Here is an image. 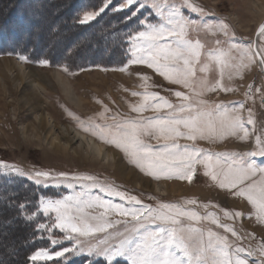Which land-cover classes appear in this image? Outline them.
I'll list each match as a JSON object with an SVG mask.
<instances>
[{
  "label": "rangeland",
  "instance_id": "rangeland-1",
  "mask_svg": "<svg viewBox=\"0 0 264 264\" xmlns=\"http://www.w3.org/2000/svg\"><path fill=\"white\" fill-rule=\"evenodd\" d=\"M19 1L21 2L11 5L9 3L11 1L0 0V27L4 25V29L2 28L4 32L0 34V162L14 166L26 174L50 171L69 175H91L103 184H110L130 196H135L142 204L152 208L162 204H176L197 212L201 217L212 213L219 224L212 223V218L192 221L186 217H181V223L197 227L205 234L209 230L217 233L218 236L226 238L233 252L236 247L245 249L238 255L245 259L247 264H262L264 256L260 255L259 249L264 245V218L258 215L257 209L246 198L234 196L228 189H221L217 182L206 176L204 173L208 169L203 163L195 166L192 182L177 178L155 179L130 163L122 151L93 134V127L95 124L113 125L114 117L140 119L167 116L171 110L166 108L160 109L159 112L147 108L137 113L132 111L131 106L142 103L144 94L157 93L175 107L183 102L174 95L180 91L191 96L193 102L201 99L206 101L207 106L221 104L232 109L239 108L242 104L244 107L239 109V115L245 121L249 137L241 139L242 132L237 134L224 132L216 135L206 134L204 138H197L195 141L179 137L177 139L179 144L195 145L213 153L214 158L216 153H234L240 156L255 150L256 137L264 138V76L252 50V39L257 26L264 20V0H188V3L197 6L198 12L180 7L181 15L194 22L188 26L186 38L193 42L199 41L202 45L200 63L196 71L197 79H207L210 84H215L219 80L225 88L231 89L206 90L199 96L193 95V90L189 88L166 80L147 65L128 62L127 35L134 30H143V26L137 22L138 19H145L148 23H164L171 7L181 6L184 0H145L148 4L159 5L163 16L158 17L156 10L148 7L140 9L137 17L130 21L124 19L128 14L127 10L124 12L112 10L121 3V0H112L109 8L100 13L95 20L84 24L92 27L99 19L98 24H101V27L89 28L83 35H78L73 30L81 24L79 20L85 11L99 10L102 0L76 2L62 0L58 6H55L54 2L52 6L46 5L43 0ZM107 19L110 21H106ZM257 49L261 57H264V36H258ZM221 53L224 54L221 56L222 63L217 65L215 57ZM21 56L27 59L22 60ZM55 58L60 59L53 63L52 60ZM42 59H47L48 64L41 65L39 61ZM3 60L10 61L4 63ZM225 62L228 66H225ZM13 63L44 72L49 80L43 83L47 88L45 94L39 90L37 92L40 97L39 105L48 104V108L44 107L43 111L51 116V119H46L42 125L36 122L37 116L32 103L25 102V99L33 100L32 89L25 82L12 81L9 76L6 77L7 68H11L12 74H15ZM200 68H206V71L201 72ZM51 71L59 72L61 77L69 82L71 90L79 98L78 103L65 96L51 76ZM248 110H251L254 121L251 125L246 123ZM52 122L55 123L53 129L50 127ZM59 124L72 125L93 137L114 154L117 168L112 163L85 159L88 156L82 152H79L82 157L73 153L77 144H71L63 137L58 128L61 126ZM143 139L145 143L157 145V141L151 136H145ZM247 159L254 162L257 167L264 166V157ZM8 173V169H0L1 186L3 182L4 192L15 194L14 198L17 201L21 200L24 205L32 202L37 207L41 194L59 198L69 192L63 187H38L27 179V176ZM132 173L136 178L132 176L129 178ZM14 180L21 183L14 186L11 183ZM155 183L164 189L159 191ZM27 187L36 190L34 195L31 196V192L26 191ZM93 193L101 195L106 200L112 199L114 203H123L118 198L104 196L98 190L94 189ZM188 200H194L196 203L187 204ZM87 211L92 215H99L103 209ZM225 211L231 215L225 216ZM36 212L40 222L54 221V217L52 221H46L38 212V207ZM236 212H240L241 215L235 216ZM2 214L3 211H0V264L8 262L11 264L20 259L15 252H18V240L24 230L7 228L6 225L12 223L13 219L1 218ZM106 218L113 227L106 233H98L94 237H80L84 245L97 244L99 239L124 232L135 223L131 217L120 216L114 212L107 213ZM224 224L234 229L236 235L225 231L222 227ZM54 232V238L63 241L62 245L55 247V251L62 250V247L71 248L75 243L64 240V234L59 230ZM43 235L48 238L47 233ZM117 242L116 238L109 241L113 245ZM48 245H50L48 248H52L51 242ZM39 249L42 248L35 249L29 257ZM249 251L254 254L248 255ZM70 255L72 254H65L68 257ZM29 257V264L46 263L43 260L34 262ZM77 257L87 259L85 262L83 259L74 260L76 262L82 260V264H88L89 261L107 264L102 257L95 255L88 256L83 253ZM60 259L62 258H57ZM113 264L128 262L118 257Z\"/></svg>",
  "mask_w": 264,
  "mask_h": 264
},
{
  "label": "snow or ice",
  "instance_id": "snow-or-ice-1",
  "mask_svg": "<svg viewBox=\"0 0 264 264\" xmlns=\"http://www.w3.org/2000/svg\"><path fill=\"white\" fill-rule=\"evenodd\" d=\"M111 3L112 0H102L99 10L85 11L79 23L86 24L95 20ZM136 5L138 7H134ZM148 7L155 9L158 17L163 16L159 5L148 4L145 0H121V3L112 10L115 12L127 10L128 14L124 19L130 21L137 17L140 9ZM180 7H186L191 12L199 11L197 6L184 0L181 6L171 7L164 23H148L145 19H138L137 22L143 26V30H134L127 35L128 62L147 65L166 80L193 90L195 96L206 90L230 91L231 89L225 88L219 80L215 84H210L207 79H197L196 71L200 63L202 45L199 41L193 42L186 38L187 28L194 22L181 15ZM259 35L264 36V25H261ZM223 55L221 53L215 57L217 65L222 63ZM20 59L27 58L21 56ZM261 59L264 61V57ZM39 63L47 65L48 61L42 59ZM225 66H228L226 62ZM199 70L204 72L206 68ZM174 95L183 101L175 107L157 93H146L142 103L131 106L132 111L137 113L147 108L157 112L166 108L171 110L167 116L140 119L114 117L113 125L95 124L93 134L122 151L130 163L155 179L177 178L192 182L195 166L203 163L208 169L204 173L206 176L217 182L221 189H228L232 195L246 198L257 209L258 215L264 218V166L257 167L254 162L247 159L264 157V138L256 137V148L253 151L240 156L234 153H216L215 158L213 153L205 149L177 142L179 137L195 141L197 138H204L206 134L216 135L224 132L231 134L242 132L241 139H247L249 130L239 115V109L244 106L241 104L239 108L232 109L221 104L207 106L206 101L201 99L193 102L192 97L183 92L177 91ZM246 123L248 125L254 123L251 110H248ZM145 136H151L157 141V145L145 143L143 139ZM0 169H8L9 175L27 176V179L38 187H63L69 190L68 194L59 198L43 194L39 197L38 212L46 221H52L53 217L54 221L38 223L35 231L41 234V238L47 233L52 248L37 250L29 257L34 262L56 260L58 264L57 258H64L66 253L77 256L86 253L88 256L102 257L107 264H113L118 257L126 260L128 264H247V261L238 255L245 249L236 247L233 252L226 238L218 236L211 230L205 234L197 227L181 223V217H186L192 221L212 218V223L219 224L212 213L201 217L197 212L176 204H162L152 208L142 204L135 196H130L110 184H103L91 175H69L50 171L26 174L2 162ZM94 189L104 196L118 198L123 203H114L112 199L106 200L101 195L94 194ZM186 203L195 204L196 201L188 200ZM23 207L21 205V208ZM88 209L103 211L99 215H92ZM110 212L131 217L135 223L124 232L107 235L99 239L97 244L85 246L80 237H94L98 233H106L113 227L106 218V214ZM224 214L231 215L228 211ZM240 215V212L235 213L237 217ZM36 216L37 212L33 211L27 219L32 220ZM222 227L233 236L236 235L235 230L229 225L224 224ZM54 230L63 233L64 240L75 241L72 247H62V250L55 251V247L62 245L63 241L54 238ZM113 238L118 241L114 245L109 243ZM259 253L264 256V245L260 247ZM253 254L251 251L248 252V255Z\"/></svg>",
  "mask_w": 264,
  "mask_h": 264
},
{
  "label": "bare ground",
  "instance_id": "bare-ground-1",
  "mask_svg": "<svg viewBox=\"0 0 264 264\" xmlns=\"http://www.w3.org/2000/svg\"><path fill=\"white\" fill-rule=\"evenodd\" d=\"M258 36H259V34H258ZM258 36H257V42H258ZM253 39H254V36H253ZM3 61H4V63H8L10 60H3ZM260 64L262 66L263 61H261V62L258 61L259 66H260ZM12 67H15V70H16L15 74H12L11 68H7L6 69V73H7L6 75L7 76L6 75L5 76L6 77L9 76L12 81H19L20 80V82H25L32 89L33 100L32 99H28V100L25 99V102L27 104L32 103L31 105L33 107V111L36 112L35 115L37 116L36 122L39 125H42L46 121V119L50 120L51 116L48 115L47 112L43 111L44 110L43 108L47 107L48 104H46V106H40L39 105L40 97L37 94V92L39 90L45 94L47 88L43 85V83H47L46 80H48V79L44 75V72H40L39 70H37L35 68H32V67L27 68L26 66L23 67L19 63L18 64L13 63ZM51 76L53 77V79H55V81L60 86L61 91L65 94L66 97H68L69 100L74 101L75 103L79 102V98L71 90L72 88H71L69 82L66 81L65 79H63L59 72L51 71ZM48 94H47V96L49 98ZM46 125H48V124H46ZM59 125H61L58 128L60 129V133L63 135V137H66L71 144H73V143L77 144V146L74 147L73 153L77 154L79 157H82V155L79 153V152H82L88 156V158H85V159L100 160V161H103V162L108 163V164L112 163V165L117 168V162H115L114 154L111 153L109 150L105 149L102 144L95 141L93 137L82 133L78 129H75L72 125H62V124H59ZM54 126H55V123L52 122L50 127H52V129H53ZM119 168L121 169V166ZM131 176L136 178V176L133 173L130 174L129 178H131ZM155 187H156V189H159V191L164 189V187L159 186V184H157V183H155ZM163 192H165V191H163Z\"/></svg>",
  "mask_w": 264,
  "mask_h": 264
},
{
  "label": "trees",
  "instance_id": "trees-1",
  "mask_svg": "<svg viewBox=\"0 0 264 264\" xmlns=\"http://www.w3.org/2000/svg\"><path fill=\"white\" fill-rule=\"evenodd\" d=\"M11 1L9 2L11 5L12 4H18L19 0H8ZM78 0H70V2H76ZM44 3H46V5L50 4V6H52V2H54L55 6H58L62 0H43ZM5 12V11H3ZM99 21V19H98ZM98 21L94 24L93 29L96 26L101 27V24H98ZM106 21H110V19H107ZM105 21V22H106ZM104 22V23H105ZM88 25H84V24H80L78 25V27L76 29H74L73 31L76 32V34L78 35H83L84 33L87 32V29L92 28ZM2 28L4 29V25L2 27H0V34H2L4 31L2 30ZM56 59H60V58H55L52 60L53 63H56L58 60ZM55 60V61H54ZM78 64V62H77ZM12 185H17L20 184L21 182H18L17 180H14L11 182ZM4 184L2 182V186H1V180H0V211H3V214L1 215V218H5V219H13V222L6 225L7 228L10 229H14V228H23L24 232L20 235L19 240H18V253L20 259L14 262H11V264H29L28 261V257L29 255L37 248L41 247V248H48L50 245H48L50 243L49 239L46 238L43 235V238H41V234L37 233L35 231L36 229V225L40 222L39 218L36 216L34 219L32 220H28L27 217L29 216L28 214L30 212L36 211L37 207L35 206V204H33L32 202H30L28 205H24L21 200L17 201L14 198L15 194H7L4 191ZM27 192H31V196L34 195V192H36V190L31 187H27L25 188ZM7 196V197H5ZM32 201V199H31ZM21 205H23L24 207L21 208ZM82 241V240H81ZM83 242V241H82ZM87 246V244H85ZM14 253V254H15ZM85 257V256H83ZM76 259H83V261H87V259L82 258V257H77V255H70L65 256L64 258L58 260V264H82V260L79 262H76L74 260ZM7 264H10V262H8ZM43 264H57L56 260L53 261H48L46 263ZM88 264H95L94 262H88Z\"/></svg>",
  "mask_w": 264,
  "mask_h": 264
},
{
  "label": "water",
  "instance_id": "water-1",
  "mask_svg": "<svg viewBox=\"0 0 264 264\" xmlns=\"http://www.w3.org/2000/svg\"><path fill=\"white\" fill-rule=\"evenodd\" d=\"M261 25H264V20L262 21V23L260 25L257 26V28L255 30L254 39H252V50L254 52L256 59H258L259 62L262 61V59H261L262 57H261V55L257 49V36L259 34V29H260ZM260 66H261V64H260ZM261 70H262L263 76H264V66L263 65L261 66Z\"/></svg>",
  "mask_w": 264,
  "mask_h": 264
}]
</instances>
